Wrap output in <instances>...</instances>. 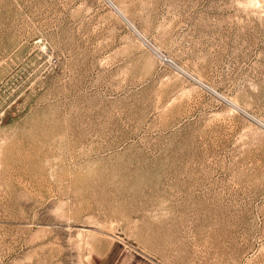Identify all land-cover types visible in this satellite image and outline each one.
<instances>
[{"label": "rangeland", "instance_id": "374dc122", "mask_svg": "<svg viewBox=\"0 0 264 264\" xmlns=\"http://www.w3.org/2000/svg\"><path fill=\"white\" fill-rule=\"evenodd\" d=\"M111 1L0 0V264H264V0Z\"/></svg>", "mask_w": 264, "mask_h": 264}, {"label": "bare ground", "instance_id": "6f19581e", "mask_svg": "<svg viewBox=\"0 0 264 264\" xmlns=\"http://www.w3.org/2000/svg\"><path fill=\"white\" fill-rule=\"evenodd\" d=\"M110 4H111V6L117 11V13L123 18L122 20H124V21H127V17H126V15H125V13L118 7V6H116L111 0H107ZM130 25V24H129ZM153 47V46H152ZM177 70H179V71H181V73L183 72L185 75H187V77H190L191 79H193V81L195 80L197 83H199V84H201V85H203V86H205L204 85V83H202L201 81H200V79H197V78H194L192 75H190L188 72H185V71H183L182 70V68H180V66L178 65V68H177ZM208 88V87H207ZM208 89H210V88H208ZM211 90V89H210ZM222 100H224L225 102H227L229 105H231L232 107H235V108H237L238 110H240V108H239V106L236 104V102H233V101H229V100H226V99H224L223 97H220ZM241 112V111H240ZM244 113V112H243ZM261 123V122H260ZM262 125H264V123H261ZM264 128V127H263Z\"/></svg>", "mask_w": 264, "mask_h": 264}, {"label": "built area", "instance_id": "2783aa9c", "mask_svg": "<svg viewBox=\"0 0 264 264\" xmlns=\"http://www.w3.org/2000/svg\"><path fill=\"white\" fill-rule=\"evenodd\" d=\"M155 55L159 58L160 62L164 65L170 66L171 68H178V64L175 60L165 52L161 51L160 49L153 47L152 48Z\"/></svg>", "mask_w": 264, "mask_h": 264}]
</instances>
